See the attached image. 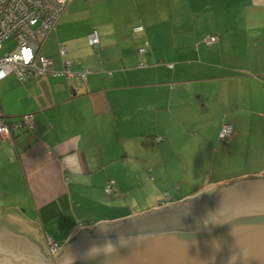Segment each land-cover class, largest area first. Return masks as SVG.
Masks as SVG:
<instances>
[{
  "label": "crops",
  "instance_id": "crops-1",
  "mask_svg": "<svg viewBox=\"0 0 264 264\" xmlns=\"http://www.w3.org/2000/svg\"><path fill=\"white\" fill-rule=\"evenodd\" d=\"M41 53L53 73L0 80L4 117L34 121L0 136L1 195L21 213L4 205L0 221L41 234L42 248L45 235L62 248L97 224L264 178V0H72ZM65 58L75 75L58 74Z\"/></svg>",
  "mask_w": 264,
  "mask_h": 264
},
{
  "label": "water",
  "instance_id": "water-1",
  "mask_svg": "<svg viewBox=\"0 0 264 264\" xmlns=\"http://www.w3.org/2000/svg\"><path fill=\"white\" fill-rule=\"evenodd\" d=\"M81 230L53 259L0 221V264H264V178Z\"/></svg>",
  "mask_w": 264,
  "mask_h": 264
},
{
  "label": "built area",
  "instance_id": "built-area-1",
  "mask_svg": "<svg viewBox=\"0 0 264 264\" xmlns=\"http://www.w3.org/2000/svg\"><path fill=\"white\" fill-rule=\"evenodd\" d=\"M72 0H0V80L9 74H14L20 82L40 75L53 73L50 69L51 59L41 53L44 40L54 29L56 22L66 6ZM134 31H141L142 25L133 27ZM11 38L14 46L10 50H4V40ZM216 35L206 36L204 42L212 44L217 41ZM90 45L98 43V33L94 29L87 35ZM146 47L138 49L144 52ZM61 54L65 53V46L59 45ZM71 60H63L64 69L58 74L66 76L75 75L70 70ZM88 71L77 73L82 79H86ZM34 128L33 114L24 113L17 118L6 121L0 106V136L11 138L13 134ZM232 133L231 126L223 124L219 136L228 137ZM115 181L108 180L105 191H115ZM47 255L53 259L61 245L51 235H45Z\"/></svg>",
  "mask_w": 264,
  "mask_h": 264
},
{
  "label": "rangeland",
  "instance_id": "rangeland-1",
  "mask_svg": "<svg viewBox=\"0 0 264 264\" xmlns=\"http://www.w3.org/2000/svg\"><path fill=\"white\" fill-rule=\"evenodd\" d=\"M14 46V42L12 41V39L11 38H8V39H6V40H4V42H3V48H4V50H10L12 47ZM220 187H218L217 189H219ZM2 191H1V189H0V208H2L4 205H5V210H3V211H5V213H8L10 216H20L21 215V213L19 214L18 213V210H19V203H18V201H17V199H14L13 198V196H11V195H4V197H3V195H1L2 193H1ZM5 193L4 194H6V191H4ZM13 193V192H12ZM15 193H17V190L15 189ZM14 194V193H13ZM7 199H9L10 200V203H8V201H7ZM141 202H139V204H140ZM135 205L134 206H137V207H135L134 209H137L138 208V202L137 203H134ZM10 205H12V206H10ZM16 205V206H15ZM14 206H15V208H14ZM22 209H23V207H22ZM28 217V216H27ZM28 221V220H27ZM29 222V221H28ZM34 230V229H33ZM29 235V234H28ZM37 235V234H36ZM30 236V235H29ZM39 238H41L42 237V235L41 234H38L37 235ZM31 237L34 239V241L35 242H37L38 244H39V246L41 247V249H42V252H43V256H44V258L45 259H49V257H48V255H47V253H46V251H47V248H46V243H45V241H44V244H45V249L44 248H42V245H41V239H37V240H35V238H34V235H31ZM43 240H44V237H43ZM61 243V242H60ZM44 246V245H43ZM50 260H51V258H50ZM52 261V260H51Z\"/></svg>",
  "mask_w": 264,
  "mask_h": 264
},
{
  "label": "trees",
  "instance_id": "trees-1",
  "mask_svg": "<svg viewBox=\"0 0 264 264\" xmlns=\"http://www.w3.org/2000/svg\"><path fill=\"white\" fill-rule=\"evenodd\" d=\"M3 119H5L6 121H10V120H8V119H6L5 117H4V115H3ZM13 120V119H12ZM13 135H15V134H13ZM12 135V136H13ZM44 241H45V236H44Z\"/></svg>",
  "mask_w": 264,
  "mask_h": 264
},
{
  "label": "clouds",
  "instance_id": "clouds-1",
  "mask_svg": "<svg viewBox=\"0 0 264 264\" xmlns=\"http://www.w3.org/2000/svg\"><path fill=\"white\" fill-rule=\"evenodd\" d=\"M60 244V243H59Z\"/></svg>",
  "mask_w": 264,
  "mask_h": 264
}]
</instances>
